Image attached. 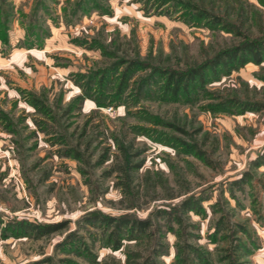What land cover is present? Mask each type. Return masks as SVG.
I'll list each match as a JSON object with an SVG mask.
<instances>
[{"label": "rangeland", "instance_id": "374dc122", "mask_svg": "<svg viewBox=\"0 0 264 264\" xmlns=\"http://www.w3.org/2000/svg\"><path fill=\"white\" fill-rule=\"evenodd\" d=\"M256 39L264 0H0V218L62 225L0 264H264V61L187 98L156 73ZM93 210L151 225L114 248Z\"/></svg>", "mask_w": 264, "mask_h": 264}, {"label": "trees", "instance_id": "16d2710c", "mask_svg": "<svg viewBox=\"0 0 264 264\" xmlns=\"http://www.w3.org/2000/svg\"><path fill=\"white\" fill-rule=\"evenodd\" d=\"M202 13L203 17H206L205 15H207V12L204 11ZM251 61L256 63H262L264 61V39L246 40L235 47L228 48L217 54L208 62L200 66L192 67L187 71L165 70L158 68L156 69V73L159 76H162L165 80L163 85L164 91H166L165 93L173 95L175 98H178L179 96H185L187 98L193 95L197 89L203 88L207 82L212 79H218L222 73H232ZM133 67L134 66L130 67L128 71L133 70ZM150 79L151 80H146V82L143 83L144 87L155 81V78ZM185 207L194 208L195 202L189 201ZM89 216V218L103 220L104 222L114 226L108 234L111 245L114 248H119L123 244L125 233L122 232V228L124 225L132 224L140 230H146L151 225L150 219L134 217L132 215L109 216L98 210L91 211ZM2 222L3 219L0 218V235H7L9 234L8 231L17 235L28 234L31 232H34L37 235H44L62 227L59 222L39 223L27 219H20L13 222L8 221L6 226H3ZM188 246L191 248L190 251L195 257L193 260L197 259L195 264H212L211 260L207 257L203 250H200L199 247L191 243L188 244ZM151 264L158 263L153 261ZM183 264H188L187 258ZM227 264L237 263L232 260Z\"/></svg>", "mask_w": 264, "mask_h": 264}, {"label": "built area", "instance_id": "2783aa9c", "mask_svg": "<svg viewBox=\"0 0 264 264\" xmlns=\"http://www.w3.org/2000/svg\"><path fill=\"white\" fill-rule=\"evenodd\" d=\"M109 111L112 113V112H113V108H112V107H110Z\"/></svg>", "mask_w": 264, "mask_h": 264}]
</instances>
